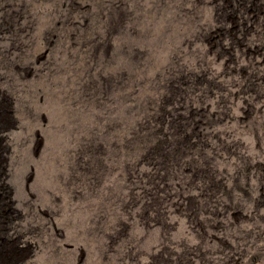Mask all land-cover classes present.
<instances>
[{
    "label": "rangeland",
    "instance_id": "1",
    "mask_svg": "<svg viewBox=\"0 0 264 264\" xmlns=\"http://www.w3.org/2000/svg\"><path fill=\"white\" fill-rule=\"evenodd\" d=\"M0 264H264V0H0Z\"/></svg>",
    "mask_w": 264,
    "mask_h": 264
}]
</instances>
